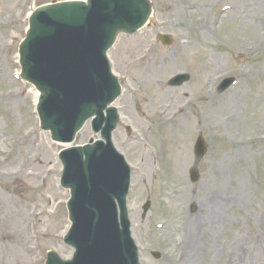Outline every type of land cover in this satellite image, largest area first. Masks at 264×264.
I'll return each mask as SVG.
<instances>
[{
	"label": "rangeland",
	"instance_id": "rangeland-1",
	"mask_svg": "<svg viewBox=\"0 0 264 264\" xmlns=\"http://www.w3.org/2000/svg\"><path fill=\"white\" fill-rule=\"evenodd\" d=\"M52 1L0 0V264H45L49 250L72 257L73 249L63 242L70 226L68 193L58 183L63 146L39 129L34 88L13 76L20 71L18 47L30 13ZM150 1L154 23L120 37L108 54L123 87L114 103L121 118L113 142L132 167L128 209L141 261L264 264L262 3ZM230 2L236 7L220 14L219 7ZM158 34L172 36V44L163 45ZM161 55L162 87L172 93L157 101L136 75L143 71L139 62L148 61L145 75L151 79ZM182 73L190 80L170 85ZM230 75L241 76L242 84L224 100L211 102L210 93H218ZM127 125L132 137L125 132ZM199 134L208 151L199 163L200 179L192 183L189 170ZM91 137L98 135L88 124L76 143ZM148 200L150 209L142 217ZM154 251L163 255L156 258Z\"/></svg>",
	"mask_w": 264,
	"mask_h": 264
},
{
	"label": "water",
	"instance_id": "water-1",
	"mask_svg": "<svg viewBox=\"0 0 264 264\" xmlns=\"http://www.w3.org/2000/svg\"><path fill=\"white\" fill-rule=\"evenodd\" d=\"M120 1H116V0H112V2H110L109 4L106 5L107 7V10L110 11L112 14H117V13H122L123 11H135V10H138L140 7H143V6H146L147 7V12L148 14H146V17L145 18H149V15H150V12H151V5H150V2L148 0H124L123 2H127L129 4H127L128 7L125 6V4H121L120 7H117V3H119ZM122 2V3H123ZM131 6V7H130ZM131 20H135V16L131 19ZM121 25V26H119ZM120 27H125V23H122V24H117L115 26V30L114 32L116 33ZM93 100H99V98L97 97H93L92 98ZM91 99V104L93 103V100ZM110 99H107V101H109ZM106 101V102H107ZM88 104V107H87V112L86 114L89 113V115H102V109L105 107V105H102L100 103H96L95 104ZM44 116V114H43ZM104 120V118H101V121ZM106 120V119H105ZM45 121H49L48 119L45 118ZM80 122V119L77 121V123ZM112 128V125H108L106 127V131H104L105 134H108L110 132ZM205 147H204V142L202 139L199 140V143L197 144V157L198 158H201L205 152ZM94 152H95V149L92 148L89 152H88V156L86 158V160L80 165L81 167V171H82V179L85 178L87 176V170L94 164L96 163L94 160H90L92 156H94ZM106 155H110V153L108 152H105V150H101V151H97L96 152V157H101L103 158L104 156ZM113 155V153H112ZM90 172V171H89ZM95 171H91V173H93ZM193 180H197L198 179V172L197 171H193V177H192ZM87 191V190H85ZM81 198L84 199V193H81ZM114 196V194H108V197L112 198ZM97 223L94 222V225H96ZM92 226V229L96 230L97 229V232H100L102 231L103 232V229H104V226H101V225H98V227L96 226ZM81 229L80 227L77 228V230ZM86 247L88 248L87 246V243H86ZM80 254H81V251H79ZM55 257H58L57 254L53 253L51 256H50V263L51 264H72L73 261H70V262H64V263H61L59 261L56 260ZM125 260H122V262L124 264H127L129 262V259L126 260V258H124ZM77 261L80 262V259L77 258ZM89 262H92L93 261V257L89 255V253H87V256H86V264Z\"/></svg>",
	"mask_w": 264,
	"mask_h": 264
},
{
	"label": "bare ground",
	"instance_id": "bare-ground-1",
	"mask_svg": "<svg viewBox=\"0 0 264 264\" xmlns=\"http://www.w3.org/2000/svg\"><path fill=\"white\" fill-rule=\"evenodd\" d=\"M256 1L262 3V8H263V11H264V0H256ZM152 47H154V45H152ZM151 51H152V53H154L155 49L154 48H151ZM148 55H149V53L146 50V53L144 54V58L143 59L144 60H147ZM164 60H165V57H163V55H161L159 58H157L154 61V67L156 66V70L153 72V76H152L151 79L147 78V76L145 75V73L147 71L146 63L148 61H146V62H139V66L143 69L144 72L143 71H140L139 72V75H136V81H137V83L138 84L142 83V86L143 87H145L146 89L150 90L154 94V96H153L154 99L157 100V101H159L161 98H167V97L169 98V96H170L169 93H172L169 90H167L165 87H162L164 85V82L165 81L162 79V78H164V73L161 72V68L160 67H161V64L163 62H165ZM0 61H2L1 58H0ZM35 95L36 96L38 95V91H35ZM217 98H220L221 99V97H219L218 94L212 95L210 97V101L213 102ZM164 108L165 107H160V108H157V110H159V113H160V110L163 113L164 112ZM183 114L186 115V112H183ZM185 123L186 122H183L182 124L184 125ZM184 126H187V124H185ZM180 151H181V149L177 152V155H180ZM185 151L186 150H184V152ZM185 155H187V153H185ZM235 160H236V158L234 159V161ZM181 161L182 160L179 159L177 161V164L179 165L181 163ZM209 217H211L212 220L214 219V214L210 213V211H209V214H208V218ZM187 239H188V242L190 243V240H189L188 237H187ZM186 245H187V243H184L183 242V246L186 247Z\"/></svg>",
	"mask_w": 264,
	"mask_h": 264
}]
</instances>
